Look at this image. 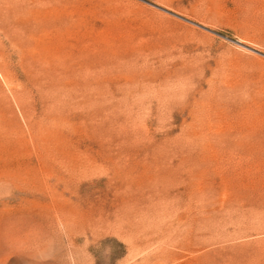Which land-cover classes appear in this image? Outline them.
I'll return each mask as SVG.
<instances>
[{
	"label": "rangeland",
	"instance_id": "374dc122",
	"mask_svg": "<svg viewBox=\"0 0 264 264\" xmlns=\"http://www.w3.org/2000/svg\"><path fill=\"white\" fill-rule=\"evenodd\" d=\"M0 264H264V0H0Z\"/></svg>",
	"mask_w": 264,
	"mask_h": 264
}]
</instances>
